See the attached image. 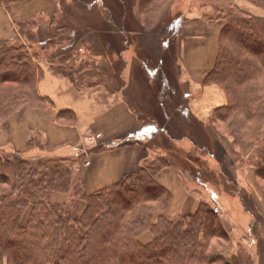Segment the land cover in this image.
<instances>
[{"label":"trees","instance_id":"obj_1","mask_svg":"<svg viewBox=\"0 0 264 264\" xmlns=\"http://www.w3.org/2000/svg\"><path fill=\"white\" fill-rule=\"evenodd\" d=\"M10 1L13 2L0 0V8ZM112 1L118 17L119 14L126 15L122 22L124 31H128L127 13L121 10L118 0ZM247 2L264 11V0ZM161 3L162 0H147L142 7L150 15ZM129 6H133L132 2ZM118 25V28H112L109 23L101 24L97 43L100 53L106 57L104 62L109 73L113 74L114 80L121 81L122 72L119 74V63L115 68L117 62L113 52L119 51L115 35V31L121 28V24ZM62 28L64 26H58L59 30L52 33L44 31L42 37L54 39L57 36L53 33L62 31ZM124 37L126 43L137 38L133 32L132 35L124 32ZM105 49L113 53L106 54ZM166 60L168 56L164 53L160 61H155L166 66L162 64L167 63ZM42 75L37 57L32 56L27 48L0 40L1 124L18 110L20 102L29 103L34 108L51 105L48 98L37 93ZM160 82L153 83L150 94L155 98L156 106L151 100L152 106L144 117L148 121L142 123L147 129L142 134L163 129L161 110L171 97L163 92L166 90L167 93L170 88L174 93L178 88L176 84L173 87L161 79ZM204 83L219 86L227 98L225 105L213 110L212 122L223 123L235 148L241 149L247 142H254L248 164L264 181V15L257 17L229 11L228 21L219 35L214 66L205 75ZM9 149L12 151L3 150L4 153L0 149V195H4L0 198V264H3V258L10 264H233L220 253L223 246L217 249L218 242H229L230 229L209 203L203 204L207 210L201 209L175 220L156 215L167 207L170 200L169 192L157 181L160 170L175 165L184 175L190 172V179L208 180L204 171L188 163L185 151L165 146L158 156L146 158L136 172L124 176L118 183L85 194L77 170L82 154L75 156L70 151L64 156L39 148L41 153L34 157L31 151L23 154ZM50 154L56 157L47 158ZM30 157L41 158L44 162L38 168H31ZM71 169L76 175L69 178L67 171ZM13 191H17L18 196L13 197L10 193ZM7 192L9 194L5 195ZM55 193L75 196L74 204L81 203L77 199L81 196L84 207L81 215L72 213V205L70 212H66V203H55L52 199ZM25 209L28 214L23 225ZM74 209H77L76 205ZM146 231L152 238L142 243L140 235ZM23 244L28 249L25 247L21 251ZM98 245L104 251L98 248L100 250L95 253L90 252ZM18 248L20 258L14 254ZM160 255L164 260L156 258Z\"/></svg>","mask_w":264,"mask_h":264},{"label":"crops","instance_id":"obj_2","mask_svg":"<svg viewBox=\"0 0 264 264\" xmlns=\"http://www.w3.org/2000/svg\"><path fill=\"white\" fill-rule=\"evenodd\" d=\"M98 1L102 6L108 2ZM71 7L72 10L76 9L75 12H80L79 7L84 10L83 5L66 3L65 0L11 2L0 8V40H11L16 27H21L26 33L30 32L31 41H34L35 37L41 39L43 32L48 31L54 14H64ZM88 9L87 13L91 15L93 8L88 6ZM69 14L71 15L70 10L64 16ZM188 15L190 16V12ZM200 15L201 13L197 14L198 17ZM189 24L180 29L179 39L186 38V43L181 44L178 41L174 55L176 63H173L174 75L178 81L186 82V86H179L180 89L178 87L173 95L175 97L170 95L165 102V107L161 110L165 124L162 130L156 133L154 130L146 131L142 134V131L147 129L142 126V123L148 121L144 118L147 117L145 113L153 104L156 106V101L151 98L150 107L141 103L132 104L142 100L140 93L146 90L145 85L140 84L143 83L140 79L136 78V82L129 84H122V80L113 92L106 81V76H110L108 72L107 75L102 73L99 78H96L97 75H89L81 84L75 76L81 70L82 61L74 67L68 65L64 70H56L48 62L40 60L38 63L43 75L38 81L37 93L48 98L51 105L42 108L28 105L10 114L5 126L0 123V145L24 154L35 146L46 152L61 155H67L77 149L88 161V164L77 167L87 193L112 186L124 176L136 172L146 158L158 156L165 146L181 149L185 153L188 148L193 147L198 153L197 158L203 163L192 164L190 158L187 160L189 164L207 172L208 180H212L210 171H214L217 176L229 175L228 181L238 188L233 192L236 196H232L234 202L230 203L233 207H238V216L247 210L243 208L242 193L245 194L246 201L252 202L259 211L258 221L249 225L248 236L252 242L248 248L253 258L250 264H264L261 257L264 253V190L247 159L253 151L254 142H247L241 149L227 148L226 145H230L229 136L216 130L211 119L213 110L226 104L225 93L217 85L204 83L205 75L215 63L222 22L211 24L204 20V23H200L196 19L194 23ZM115 32L117 44L125 45L122 24ZM155 48L151 50L155 52ZM84 73L87 74L88 71L85 69ZM149 86L148 84V89ZM210 137L217 141V144H210ZM88 140H96L98 145L87 144ZM183 180L182 173L175 165L160 170L157 175L159 184L171 195L170 203L164 211V215H168L170 219L194 213L200 199L210 203L208 196H217L214 188L223 187L221 183H214V180L201 186L202 184L197 183L200 182L197 178L190 179L191 188H199L198 192L201 193L199 199L191 198V192L188 193L184 188L187 182L185 184ZM243 186L245 190L242 192ZM61 194H53V201ZM219 208L222 211L220 204ZM224 218L231 235L235 236L233 230L237 228V224L227 215Z\"/></svg>","mask_w":264,"mask_h":264},{"label":"rangeland","instance_id":"obj_3","mask_svg":"<svg viewBox=\"0 0 264 264\" xmlns=\"http://www.w3.org/2000/svg\"><path fill=\"white\" fill-rule=\"evenodd\" d=\"M12 1L14 2L16 0H12ZM110 1L111 2H109L108 0L106 4L104 3L105 6L104 5L102 6L101 2L99 1L97 2V0H65L66 3H76L83 5L84 10L79 7L80 12H75L76 9L72 10L73 7L68 8L66 12L70 10L72 17L70 14L67 17H65L64 15L66 14V12L64 14H62L61 12L54 14L52 23L49 25L47 29L52 33L59 30L58 26H64V28L61 29L62 31L58 33H53L54 36L60 38L55 37L54 39L48 40V38L47 37L45 38L44 35V37L41 36V39L35 37L33 38L34 41H31L30 32L26 33V30H22L21 27L20 29L16 27L14 35H12L11 40H9L7 43L10 45H14L15 47L21 46L23 48L24 47L27 48V50L30 52L32 56L37 57V61L40 60L46 61L51 67H53L56 70H64V68H68V65L70 67H74L75 65L79 64L82 61L81 70L79 71V74H76L75 76L76 79L78 78L80 80L78 81V83L82 84L87 78H89V75L94 77L97 75L96 78H99L102 73L105 75L106 72L109 73L110 70L108 71L106 63L104 62V59L106 57L104 58L99 51V47L97 43L98 28L103 23H109L112 28L115 27L118 28L116 24H122L123 27V23H122V21H124L123 17L126 16L125 14H121V15L119 14L118 17V13L116 9L112 6L113 1L112 0ZM118 1L121 4L120 6L121 10L125 11L128 16L129 24L126 27L128 31L127 30L124 31L125 35H132L133 32L137 38H135L136 41L134 40V42L131 41L129 43V41H127V43L124 42L125 45L119 44L118 45L119 51L118 52L113 51L116 54V62H117L115 68H117V65L119 63V66L121 68V69L119 68L120 71L119 74L122 72L120 74L123 80L122 84L124 83L129 84L132 82H136L137 79H140L143 82L140 84L145 85L146 90L140 93L142 95V100H139L136 103H132V104L133 105L143 104L145 107H150L149 104L151 99L150 92L153 89L154 87L153 83H156V80L160 82L161 79V81H164L166 83H171V86L173 87L175 84L178 87L186 86V82L178 81L177 77L174 78L175 67L173 64L176 63V58H174V55L177 51L178 41L181 44L186 43V38L179 39L180 29L184 25L187 26L189 23H194V21H196L197 19L200 23L201 22L204 23V20L207 23H211V24L222 22V27H223L228 21L229 11H232L233 13L236 14H238V12L241 11L243 13L245 12L246 14L250 13L251 15L257 17H262L264 15V11L261 8L255 7L250 2H247V0H232V1L229 0H165L163 1L162 0V3L158 6L157 10H155V12L151 13L150 15H148L145 9H143L142 7L144 6V3L147 2V0H118ZM95 2H97V5H95ZM131 2L133 4L132 6L133 8L129 6ZM88 6H91L93 8V11H90L91 15H88L87 13L89 11ZM188 12H190V16L188 15ZM198 13H201L199 17L197 16ZM129 31H131L130 34H128ZM142 37H144L145 39ZM125 38L126 37H124L123 39L124 41L127 40ZM193 45H197V44H193ZM154 47H156L155 52L151 50ZM105 50L104 52H106V54L113 53L111 50H107V49ZM164 53L167 54L168 60H166L167 63H162V64L166 66L157 64V62L155 61V60L160 61V58ZM150 56H155V58H151ZM89 59L91 60L89 64H87V61ZM110 60L111 59H109V61ZM170 64H172L174 71H172ZM85 69L88 71L87 74L84 73ZM134 73H136L135 76ZM109 75H110L109 77L106 76V81L109 82L110 87H112L113 92H115L117 90V87L119 86V83H121L122 80L116 81L114 80L112 73H109ZM124 76H125V82H124ZM17 77H21V76L17 75ZM148 84L150 85L149 89L147 87ZM173 90L170 91V88H167L168 92L166 93L165 90L163 93H165L168 96L172 95L173 97L174 93L176 92L175 91L173 93ZM127 94H129V92ZM137 103H141V104H137ZM19 104L20 106L17 107L18 110L22 109L24 106L25 107L28 105L30 106L29 103H24V101L20 102ZM2 125L5 126L6 123ZM164 125L162 126V128L164 127ZM213 125L216 128V130H220L221 132L226 133L227 129L223 125V123L214 121ZM203 133L206 134L205 132ZM157 141L159 142L160 140L158 139ZM225 141H227V139H225ZM229 142L231 146L226 145L228 149L231 148L233 149L234 147H236L232 144L231 138L229 139ZM211 143L217 144V141H215L213 138L210 137V144ZM87 144H93L92 146L98 145V141L94 140L90 142L88 140ZM33 146L34 144H32L31 147ZM213 147H217V146H213ZM3 148L4 146L0 145V149L2 150ZM3 150L12 151L9 148H4ZM76 150L77 149H73L71 153L75 156H80L81 152ZM40 153L41 150L37 146L31 149L32 156L38 155ZM197 154L198 153L196 152V149L193 147L191 149L188 148V150H186V156L189 155L187 156V159L191 158L192 164L203 163L199 158H197ZM52 157H56V156L53 154L47 155V158H52ZM84 157L82 159H84ZM82 159H80L77 167H79L80 165L88 164L86 158L84 160ZM30 162H32V164H30ZM43 162L44 160L43 159L41 160V158L40 159L33 157L29 158V164L31 168H38ZM67 173L69 174V178L73 177V175H76V173H74V169L68 170ZM203 173L207 174V172H203ZM189 174L191 175L190 172H185V175L187 176V180H186V176L182 174L184 177L183 182H185V184L187 182V185H184V188L186 189V191H188V193L191 192L189 193L191 195L190 196L191 198L199 199V195H201V193H199L200 190L199 188L196 189L191 188V180L189 179ZM215 175L217 178H215ZM206 177H208V174ZM210 177L212 180L205 179L200 182L197 181V183H200L202 184L201 186H203L204 184L206 183L208 184L209 182H212L214 180V183L222 184L223 187L216 186L214 188L216 195L218 196V199L217 196H213V195L208 196L211 201L210 203L208 202L209 205L211 206V209L214 210V208L219 207L220 204L223 207V209L222 211L221 209L218 210L216 214L218 215L220 214V216L224 220L226 218V217L224 218V216L227 215L233 222L237 224V228H234L233 230L235 236H232L230 234L229 242H218L217 249L218 248L221 249V247L223 246L221 251L223 249L224 251L223 252L220 251V253L230 263L250 264L253 258L250 253L251 251L248 248V246L251 245L252 242V239L249 238L248 236L249 225L250 223H253L254 225L258 221L260 216L259 211L256 209V207L252 202L246 201L245 194L242 193V198L244 200L243 208L247 210L246 213H242L240 216H238L237 215V211H239L238 207L235 208L230 204L234 202L233 198H236V196L234 195L233 192L236 189L238 190V188L232 186V183L228 181L229 175L227 176L221 174L217 176V174H215L214 171H210ZM260 182L262 183L261 187L264 190V181L260 180ZM114 183H118V181ZM106 188H109V186L105 187V189ZM241 190L243 192L245 190V187L243 186ZM10 193L13 197L18 196L19 194L17 191H13ZM83 193L91 194V193H87L85 189ZM7 194H9V192H7L5 195ZM2 196L4 195H0V198H2ZM237 197L239 199L238 194ZM75 199H76L75 196L72 197L67 193H62L61 195H57L56 200L54 201L55 203H59V204L66 203V205H64L66 207L65 208L66 212H70L72 205V210H74L72 213H74L75 215H81L84 208L83 199L81 198V196H79L77 199L78 201H81V203L74 204ZM169 203L170 200L168 202V205ZM204 203L205 202L201 201L200 199L196 211L194 213L200 212L201 209L203 210L206 209L205 207H203ZM74 205L77 206V209H74ZM167 207L162 211H159L158 213L156 212V215L157 216L163 215L169 220H175L181 217V215H179L175 219L174 217L170 219L167 217L168 215L165 216L164 211L167 209ZM26 211L27 212L25 213L26 214L25 217L23 211V225L27 219L28 210ZM151 238H152L151 234L147 231L140 235V241L142 243H146L150 241ZM25 247L27 246L23 244L21 246V248H23L21 251H24ZM98 248H101L103 250L102 246L98 245L96 248L90 249V252H94V251L96 252L100 250ZM19 250L20 248H18L16 253H14L17 258H20L21 256L19 255L20 253ZM261 257L264 260V253H262ZM156 258L159 259L160 261L164 260L161 258V255L160 257L157 256ZM106 259H107V254H106ZM2 260H4L3 264H10V262L9 263L6 262L4 258Z\"/></svg>","mask_w":264,"mask_h":264},{"label":"built area","instance_id":"obj_4","mask_svg":"<svg viewBox=\"0 0 264 264\" xmlns=\"http://www.w3.org/2000/svg\"><path fill=\"white\" fill-rule=\"evenodd\" d=\"M214 211H217V209L215 208Z\"/></svg>","mask_w":264,"mask_h":264}]
</instances>
